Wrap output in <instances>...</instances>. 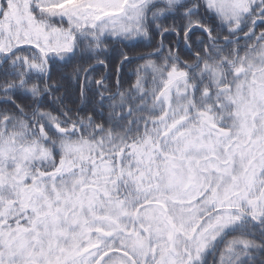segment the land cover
I'll use <instances>...</instances> for the list:
<instances>
[{"label":"snow or ice","instance_id":"6c2138e0","mask_svg":"<svg viewBox=\"0 0 264 264\" xmlns=\"http://www.w3.org/2000/svg\"><path fill=\"white\" fill-rule=\"evenodd\" d=\"M0 264H264V0H0Z\"/></svg>","mask_w":264,"mask_h":264},{"label":"trees","instance_id":"16d2710c","mask_svg":"<svg viewBox=\"0 0 264 264\" xmlns=\"http://www.w3.org/2000/svg\"><path fill=\"white\" fill-rule=\"evenodd\" d=\"M119 48H125V47H124L123 45L120 46V47H117V48L115 49V52H111L112 50H109L107 54L102 55L100 58H101V59H104V60H106V61H108V62L110 63V66H111L112 63H115V62H118V61H119V52H118V49H119ZM125 49H126V48H125ZM126 50H128V49H126ZM134 50H135V49H134ZM143 51H146V50H142L141 52H143ZM75 64H76V61L73 62V65L68 66V67L65 69V71H66L67 73H71L72 68L75 66ZM104 71H105V70H104L103 67H98L97 70H96V73L99 74V73H103ZM124 71L126 72V75H129V74H127V72H129V71H128V67H127V68H124V69L122 70V72H124ZM52 75H53V79H57V78H59V76H60V72H59V70L54 69ZM122 75H123V74H122ZM130 75H131V74H130ZM97 78H99L98 75H97ZM111 81H112V82L115 81V76H113V77L111 78ZM65 84H66V86H67V88H68V90H69V97H70V98L68 99L67 103L72 104V103L74 102L75 96L78 94V88H77V85H76L74 82L71 83V84H68L67 81H65ZM64 91H65V90L62 91V89H61V93H63ZM17 99H18V101L21 102V103H26V102H28V98H25V97H17ZM76 103H78V101H76ZM82 114H83V113H82Z\"/></svg>","mask_w":264,"mask_h":264},{"label":"rangeland","instance_id":"374dc122","mask_svg":"<svg viewBox=\"0 0 264 264\" xmlns=\"http://www.w3.org/2000/svg\"><path fill=\"white\" fill-rule=\"evenodd\" d=\"M173 37H175V36L168 37V41H173V40H175V38H173ZM157 39H159V37H157ZM122 45H123L126 49H128V44H126V43L113 44V45H110V50H112L111 52H115V49H116L117 47L122 46ZM142 50L150 51L151 49H150L149 47L146 46V42H145V43H140V44L135 45V51H139V52H141ZM180 50H181V54H182L186 59H188V58H189V54L183 51V47H182V46H181V49H180ZM137 63H142V61H141V62H137ZM131 67H133V65H129V66H128V68H131ZM122 74H123L122 76H123V80H124V87L127 88V87L130 86V84H131L132 82H134V80H135V76L130 75L129 72H127V74H129V75H126V72H125V71L122 72ZM63 90H65V89L62 88V91H63ZM113 90H114V89H113Z\"/></svg>","mask_w":264,"mask_h":264},{"label":"bare ground","instance_id":"6f19581e","mask_svg":"<svg viewBox=\"0 0 264 264\" xmlns=\"http://www.w3.org/2000/svg\"><path fill=\"white\" fill-rule=\"evenodd\" d=\"M227 33L225 32V35H226ZM173 38H175L176 39V37H173Z\"/></svg>","mask_w":264,"mask_h":264}]
</instances>
